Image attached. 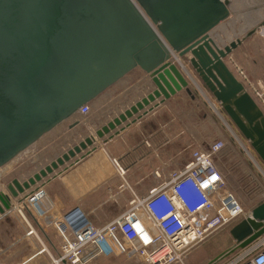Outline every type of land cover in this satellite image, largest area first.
Here are the masks:
<instances>
[{"label": "water", "instance_id": "95a60500", "mask_svg": "<svg viewBox=\"0 0 264 264\" xmlns=\"http://www.w3.org/2000/svg\"><path fill=\"white\" fill-rule=\"evenodd\" d=\"M230 4V0H0V171L130 70L140 68L154 85L25 180L4 181V175L0 216L14 209L15 202L24 204L44 185L42 179L77 155L84 157L95 148L96 138L109 135L133 115L137 116L130 123L181 91L193 98L181 71L180 58L185 55L264 163V112L224 60L264 25V19L219 47L211 32L231 14ZM229 234L234 243L207 264L264 237V200L234 223Z\"/></svg>", "mask_w": 264, "mask_h": 264}, {"label": "crops", "instance_id": "0c3cea01", "mask_svg": "<svg viewBox=\"0 0 264 264\" xmlns=\"http://www.w3.org/2000/svg\"><path fill=\"white\" fill-rule=\"evenodd\" d=\"M181 71L184 75L188 74L186 70ZM191 77L194 78H191L193 83L201 84L195 73ZM263 86H258L251 80L244 83V87L258 105L264 97ZM153 88L147 73L138 67L130 70L90 102L91 109L87 114L81 115L78 112L77 117L64 120L18 154L3 168L2 172L7 173L5 181L13 177L25 180L72 145L93 134L95 129L106 124ZM205 90L207 96L202 95V99L209 107L221 108L211 92ZM159 99H155L148 107L153 106ZM177 104L174 95L130 123V120L137 116L133 115L111 131V137L105 135L96 138L95 148L84 157L77 155L42 179L40 183L43 182L44 185L41 189L54 205L53 211L46 218H35L27 206L23 207L22 203L15 202L14 209L0 216L1 264L18 263L36 251L39 245L36 236L26 234L29 226H34L37 237L56 252L60 240L52 226L54 218L79 207L93 225L103 226L124 212L134 196H145L151 188L166 181L173 172L182 170L190 160L193 151L191 147L196 142L190 138L188 144H183L180 126L182 109ZM100 112L107 114L100 115ZM224 114L226 115L225 112ZM74 121L77 123L71 126ZM115 131L117 133H114ZM214 142L216 140L209 141L198 149L206 150ZM223 144L225 145V142ZM219 151L213 156L214 162L218 161ZM11 221L19 225L17 233L11 232ZM262 239L264 238L259 240ZM202 245L203 243L185 256L183 263L175 264H207L214 255L203 251ZM15 251L19 252L15 255V260L5 259L7 253ZM90 264L146 263L135 255L115 250L110 255L99 256Z\"/></svg>", "mask_w": 264, "mask_h": 264}, {"label": "built area", "instance_id": "2783aa9c", "mask_svg": "<svg viewBox=\"0 0 264 264\" xmlns=\"http://www.w3.org/2000/svg\"><path fill=\"white\" fill-rule=\"evenodd\" d=\"M88 112V104L79 110L81 115ZM222 146V141H216L206 150H193L182 170L173 172L145 196H134L124 212L103 226L93 225L79 207L54 218L52 226L60 240L56 252L29 226L26 234L36 236L39 245L15 264H90L115 250L135 255L146 264L183 263L185 256L217 229L247 214L224 190V178L213 159ZM22 206L37 219L46 218L54 209L41 188ZM226 264H264V239L253 242Z\"/></svg>", "mask_w": 264, "mask_h": 264}, {"label": "rangeland", "instance_id": "374dc122", "mask_svg": "<svg viewBox=\"0 0 264 264\" xmlns=\"http://www.w3.org/2000/svg\"><path fill=\"white\" fill-rule=\"evenodd\" d=\"M230 2L231 14L211 32V36L219 47L244 35L248 29L264 19V0H230ZM224 60L243 84L247 80H251L258 86H263L264 25L259 27L250 38L234 48ZM180 62L181 69L188 71L186 75L189 80V88L194 95L192 98L185 91H181L176 95L177 105L182 109L180 126L183 132V144H188L190 138H192L197 144H193L191 148L197 150L209 141L225 142L223 149L219 151V158L218 161H215V164L223 174L224 190L230 192L238 200L243 210L248 213L255 205L264 200V163L255 153L249 141L241 135L235 125L224 114L223 110L217 106L210 108L208 103L202 99V95H206L205 89L207 87L191 67L189 55L180 58ZM194 73L201 84L197 81L196 84L193 83L192 79L194 80V78L191 76H194ZM259 103L261 110L264 112V97L261 98ZM90 106L89 110L91 109ZM107 112H100V115H105ZM177 128L178 125L176 124V130ZM2 171L4 169L0 171V179L7 174ZM3 179L5 181L6 177L4 176ZM241 218L239 217L235 222L217 229L203 242L202 250L216 256L230 247L234 240L229 234V229ZM18 226L17 222L11 221L9 226L11 232L17 233ZM242 250L234 251L218 261L217 264H226L239 255ZM17 253L19 254L18 251L9 252L6 254L5 259L13 261L16 259L15 255ZM0 259L2 260V258Z\"/></svg>", "mask_w": 264, "mask_h": 264}, {"label": "bare ground", "instance_id": "6f19581e", "mask_svg": "<svg viewBox=\"0 0 264 264\" xmlns=\"http://www.w3.org/2000/svg\"><path fill=\"white\" fill-rule=\"evenodd\" d=\"M255 2H256V1H255ZM237 3H238V1H237ZM249 3H250V2H249ZM249 3H248V4H249ZM235 4H236V3H235ZM243 4H244V3H243ZM253 7H254V6H253ZM249 17H250V16H249ZM259 17H260V16H259ZM256 19H257V18H256ZM246 20H247V19H246ZM258 20H259V19H258ZM254 22H255V20H254ZM254 24H255V23H254ZM254 24H253V25H254ZM253 25H252V26H253ZM248 26H249V25H248ZM250 26H251V25H250ZM245 31H246V30H245ZM240 32H241V31H240ZM223 34H224V33H223Z\"/></svg>", "mask_w": 264, "mask_h": 264}, {"label": "trees", "instance_id": "16d2710c", "mask_svg": "<svg viewBox=\"0 0 264 264\" xmlns=\"http://www.w3.org/2000/svg\"><path fill=\"white\" fill-rule=\"evenodd\" d=\"M87 104H89V103H87Z\"/></svg>", "mask_w": 264, "mask_h": 264}]
</instances>
